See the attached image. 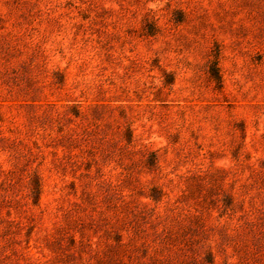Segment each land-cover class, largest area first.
Masks as SVG:
<instances>
[{"label": "rangeland", "instance_id": "374dc122", "mask_svg": "<svg viewBox=\"0 0 264 264\" xmlns=\"http://www.w3.org/2000/svg\"><path fill=\"white\" fill-rule=\"evenodd\" d=\"M0 264H264V0H0Z\"/></svg>", "mask_w": 264, "mask_h": 264}]
</instances>
